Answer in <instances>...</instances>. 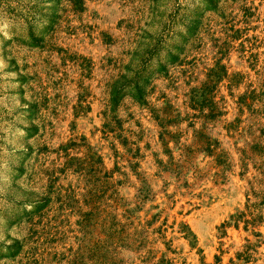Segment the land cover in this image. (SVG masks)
Instances as JSON below:
<instances>
[{
  "label": "rangeland",
  "instance_id": "1",
  "mask_svg": "<svg viewBox=\"0 0 264 264\" xmlns=\"http://www.w3.org/2000/svg\"><path fill=\"white\" fill-rule=\"evenodd\" d=\"M0 264H264V0H0Z\"/></svg>",
  "mask_w": 264,
  "mask_h": 264
}]
</instances>
